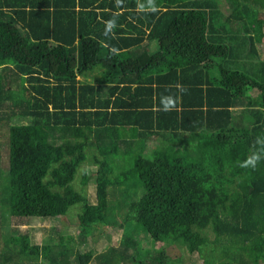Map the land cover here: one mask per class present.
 <instances>
[{"label": "trees", "instance_id": "16d2710c", "mask_svg": "<svg viewBox=\"0 0 264 264\" xmlns=\"http://www.w3.org/2000/svg\"><path fill=\"white\" fill-rule=\"evenodd\" d=\"M263 29L264 0H0V228L75 206L78 232L123 231L82 253L6 227L0 264H177L158 241L264 264ZM88 156L97 203L75 182Z\"/></svg>", "mask_w": 264, "mask_h": 264}, {"label": "rangeland", "instance_id": "374dc122", "mask_svg": "<svg viewBox=\"0 0 264 264\" xmlns=\"http://www.w3.org/2000/svg\"><path fill=\"white\" fill-rule=\"evenodd\" d=\"M264 30V29H263ZM155 43L150 45L151 49H154ZM257 47L261 56L264 55V36H261V41L257 42ZM4 128V129H3ZM6 127L0 126V140L4 138L6 135ZM149 147H154V143L150 142ZM3 156L5 155L2 153ZM122 159L123 158H116L114 163L116 165V170L112 174V178L114 180L118 179V182L121 184H126L127 186L131 185V188H138L136 176L130 170L133 166V162L126 159V163L122 166ZM4 157L2 159V165L5 166ZM81 165V166H80ZM77 167L76 173V186L84 191L87 194V197L93 202L97 203V198L95 196V186H94V173L98 168H102L103 165L101 163H95L92 161V157L88 156V158ZM128 170L127 175L122 174V172ZM85 172L89 174L86 183H81V174ZM126 177V178H125ZM124 178L125 180L119 181L120 179ZM73 183V182H72ZM119 184L115 185L117 188ZM121 188L123 186H120ZM143 186L138 189V192L142 191ZM75 206H72L69 211L66 213V216H56L52 217L51 214L47 215L44 218L32 217V218H25V217H16L11 216L9 213L4 214V223L3 226L0 228V232L3 233L6 227H9V231L11 233H26L29 235L31 239V244L41 247L46 242L50 241H58L60 235L63 237L67 235H72L78 242V246H71L72 248H77L80 252L86 253L89 250H93L94 252H99L103 250L108 244L110 245H117L119 240L122 238V229L120 226L114 225H102L99 229L93 230V232L88 234H83L82 232H78V228L76 225V218L75 212L70 214V211ZM133 223L130 222L128 227V233L132 234L134 238H138L142 245L145 248H149L151 246V241L147 239L150 238L148 235H144L142 229L136 227L131 229ZM77 235V236H76ZM1 242V240H0ZM71 244V243H69ZM155 246H163L167 250L166 252L172 256L177 258V264H202V261L198 258V256L194 254H189L186 249L182 245H164L163 242H156ZM38 247V248H39ZM34 249L33 247L29 248V252H32ZM156 254V253H152ZM89 254H85V259L87 262L89 261L88 258ZM92 258V257H91ZM154 263L155 261L152 260ZM40 263H43V260H40ZM148 264V262H147Z\"/></svg>", "mask_w": 264, "mask_h": 264}, {"label": "crops", "instance_id": "0c3cea01", "mask_svg": "<svg viewBox=\"0 0 264 264\" xmlns=\"http://www.w3.org/2000/svg\"><path fill=\"white\" fill-rule=\"evenodd\" d=\"M153 42H151V45H152Z\"/></svg>", "mask_w": 264, "mask_h": 264}]
</instances>
